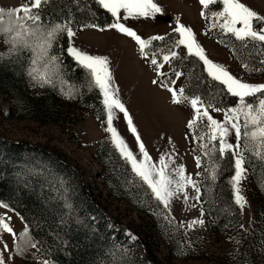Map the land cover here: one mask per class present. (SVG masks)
<instances>
[{
	"label": "snow or ice",
	"instance_id": "obj_1",
	"mask_svg": "<svg viewBox=\"0 0 264 264\" xmlns=\"http://www.w3.org/2000/svg\"><path fill=\"white\" fill-rule=\"evenodd\" d=\"M95 2L112 17L107 28L96 24H86L76 29L73 27V21L68 18H64L62 22H57L54 18L45 19L43 6L47 0H27L26 3L14 9L0 8V40L11 46L10 53L27 49L32 54L30 57L32 67L28 75L40 87L50 85L55 88L54 77L60 84L65 83L64 77L67 75L65 58H71L76 67L84 70L87 88L89 91L97 92L105 113L103 123L104 131L108 134V142L119 157L130 165L135 178H138L142 186H146L145 194L157 202V207L161 208V212L157 215L170 225L177 223L172 214L174 201L183 200L185 204H188L191 200L193 203L189 207H195L196 204L204 203L202 197L206 191L215 190V183L223 167L221 162L225 158L230 160L233 168V174L229 180L232 203L237 206L240 214H243L247 200L242 195L241 184L247 179L249 169L246 165L255 158L262 162L261 166L264 169V84L244 82L232 75L225 66L213 62L198 43L193 30L179 21L173 29L178 34V38L170 48L162 52L146 51L154 41H166V36L154 35L144 39L123 21L139 18L154 19L157 14H162L163 8L154 0H95ZM199 3L205 10H209L210 5L222 4V11L210 10L201 13L206 19L209 15L211 16L212 29L219 27L224 33L234 36L236 40L245 42V46L246 42L251 40L261 42V46L264 47V16L250 9L240 0H199ZM217 21L221 22L217 24ZM84 28H94L98 31L114 29L130 37L139 47L141 56L150 61L158 77L167 76L162 71L165 65L173 68L172 77L167 82L165 79L152 82L171 94L173 104H187L192 109V118L186 127L192 142L196 145L194 162L200 171L195 176L209 182L204 184V191H202L201 181L187 172L186 165L177 163L178 153L174 146L162 152L158 159L154 160L150 155L128 109L119 98V89L114 83L109 58L89 54L75 46L74 37L78 30L82 31ZM65 36V46L61 48L59 43ZM61 52L64 53L63 56L60 55ZM3 55L0 54V58ZM185 56L196 57L203 63L208 77L222 85L226 92L235 98L232 106L221 107L214 95L187 92L184 87L176 85L183 72L176 70L173 61L183 60ZM261 63H264V60ZM37 66L42 67L43 71H40ZM244 67L247 69L248 65L244 64ZM62 94L68 99L74 98L71 91L62 90ZM214 112L220 113L222 119L214 116L212 114ZM117 113L123 114L128 130L135 138L138 154L131 149L115 126L114 121L119 118ZM171 143L169 139V144ZM259 180L264 186V171L261 172ZM52 183L60 197L64 199L65 206L71 209L72 204L65 195L68 192V189L64 187L66 181L59 178L58 183L56 180ZM0 208L14 211L3 202H0ZM222 210L230 211V207ZM204 215L205 212L201 209V216ZM11 220L7 213L0 215V245L3 246L0 250V264H8V261L13 259L12 255L7 258L4 256L5 252L12 251L3 240L4 234L13 237L14 250L18 256L23 257L29 248L36 249L37 252L41 251L27 224L23 232L17 233L12 227ZM178 223L192 230L196 225L203 226L205 221L197 218L190 222ZM240 227L244 226L241 224ZM129 235L130 239H136ZM110 255L113 259L108 264H126L124 257L118 256L114 249L111 250ZM40 264H53V262L43 259Z\"/></svg>",
	"mask_w": 264,
	"mask_h": 264
},
{
	"label": "trees",
	"instance_id": "obj_2",
	"mask_svg": "<svg viewBox=\"0 0 264 264\" xmlns=\"http://www.w3.org/2000/svg\"><path fill=\"white\" fill-rule=\"evenodd\" d=\"M210 10H223L222 4L210 5L209 10L205 12ZM43 13L45 19L54 18L57 22H62L64 18L71 19L76 29L86 24L107 27L112 21L111 15L95 0H47L43 6ZM208 18L206 19V33L226 47L235 61L243 66L247 64L248 68H245L247 74L250 76L264 75V63H261L264 60V47L261 46V42L248 40L245 46V42L236 40L231 34L209 29ZM164 36H166V41H154L146 51L149 53L166 51L178 38V34L174 31ZM65 41L66 36L60 41L59 47L63 48ZM9 53L10 49L6 53L0 52L4 54L0 58V73L4 75H10L12 72H16L17 75L21 73L36 83L28 75L32 67L30 59L32 54L27 49ZM60 55L63 56L64 53L61 52ZM64 65L67 66L65 83L60 84L59 80L54 77L55 88L50 85L42 88L46 95L44 98H48L44 106L53 95L66 98L62 90L71 91L74 98L66 99L87 108L100 121L104 129L105 113L97 92L89 91L87 88L84 70L76 67L71 58H65ZM173 65L177 71L183 72L181 86L187 92L214 95L221 107L233 105L235 98L231 97L222 85L208 77L203 63L198 58L185 56L183 60H174ZM172 72L173 68L170 67L166 73L167 76L159 77V79H165L167 82L172 77ZM187 132L190 150L196 154L194 151L196 145L192 142L188 129ZM96 158L108 178L109 187L123 191L128 199L144 209L152 217L162 235H166L169 231L180 230L181 225L178 223L180 221L176 218L177 223L170 225L157 215L161 212V208L157 207L154 199L145 194L146 186H142V183L131 172L130 165H127L115 152L108 142L106 132L97 142ZM221 163L223 167L215 183V190L206 191L202 197L205 222L212 229L218 225L222 227L223 220L231 215L240 227L243 223V214H240L237 206L232 203V189L229 183L233 168L228 158ZM261 165L262 162L255 158H252L251 163L246 165L249 169L248 180L251 188L254 189L253 193L251 189V194L256 204L258 223L264 219V186L259 180L261 172L264 171ZM59 178L66 181L64 187L68 189V192L65 195L72 204L71 209L65 206L64 199L60 197L52 183L53 180L58 183ZM199 181L204 191V184L209 182L204 181L202 177ZM0 202L14 209L13 212L21 218L24 229L27 224L31 235L41 249L39 254L52 261L53 264H108L113 259L110 255L113 249L118 256L124 257L126 264H137L138 262L139 264H163L145 238L136 234L120 218L107 212L99 196L87 183L81 166L71 161L60 150L36 142L14 139L4 135L1 129ZM226 207H230V211L222 210ZM197 227L201 226L197 225ZM129 234L136 239H130ZM254 237L255 232L252 228L243 232V245L250 244ZM245 247V253L250 255L248 246Z\"/></svg>",
	"mask_w": 264,
	"mask_h": 264
},
{
	"label": "rangeland",
	"instance_id": "obj_3",
	"mask_svg": "<svg viewBox=\"0 0 264 264\" xmlns=\"http://www.w3.org/2000/svg\"><path fill=\"white\" fill-rule=\"evenodd\" d=\"M240 2L264 16V0ZM0 8L11 9L2 4ZM193 13V16H197L196 11ZM208 20L211 25V16ZM220 22L217 21V24ZM209 29L212 28L209 26ZM212 30L223 32L219 27ZM9 49L10 45L1 40L0 52L6 53ZM241 66L245 72L244 82L264 84V75L250 76L245 67ZM37 67L43 71L40 66ZM42 88L21 73H0V129L3 134L60 150L71 161L81 166L87 183L99 196L107 212L120 218L131 230L145 238L163 264H264V219L257 222L256 204L251 194V189L252 193L254 189L250 186L248 176L241 184L242 195L247 200L243 212V228L238 227L237 220L230 215L223 220L222 227L218 225L212 229L205 222L200 228L196 225L194 229L188 230L181 226L176 232L169 231L162 235L144 209L128 199L123 191L109 187L108 178L96 158L99 140H87L91 126L90 111L55 95L44 106L48 98H44L46 95ZM4 213L12 218L14 230L17 233L23 232L24 224L21 218L13 211L0 208V215ZM250 228L255 232V237L250 244L243 245V232ZM3 240L7 242L9 249H12L11 252L4 253L5 258L13 256L8 264H40L41 260L46 259L32 248H29L23 257L18 256L14 250L13 237L4 234ZM246 245L250 255L245 253ZM2 247L0 245V250Z\"/></svg>",
	"mask_w": 264,
	"mask_h": 264
},
{
	"label": "crops",
	"instance_id": "obj_4",
	"mask_svg": "<svg viewBox=\"0 0 264 264\" xmlns=\"http://www.w3.org/2000/svg\"><path fill=\"white\" fill-rule=\"evenodd\" d=\"M27 0H0V4L10 8H17ZM162 8L163 13L149 19H128L123 21L126 26L134 29L142 38L149 39L154 35H166L173 31L177 21L190 27L196 35L197 41L205 49L206 55L215 63L221 64L235 77L245 79L244 68L231 56L229 50L216 38L205 31L206 18L201 15L205 9L199 0H154ZM180 9V10H178ZM196 11L197 16H193ZM107 28V27H105ZM75 46L92 55L107 56L114 83L119 89V98L128 109L133 123L139 132L150 155L158 159L159 155L174 146L178 153L177 163L186 165L187 172L195 174L200 171L194 162V155L190 150L187 123L192 118V109L187 104L172 103L171 94L165 89L153 84L159 79L149 60L144 59L139 47L130 38L118 33L114 29L98 31L94 28H84L77 31L74 37ZM170 70L165 65L163 72ZM182 87V76L176 82ZM114 121L119 133L125 138L134 152H137L135 138L130 133L122 113H117ZM222 119L220 113H212ZM91 121L88 142H97L105 135L100 121L90 115ZM188 137V138H186ZM169 139L171 144H169ZM193 201L185 204L183 200H176L172 204V214L179 221L190 222L202 218V204L189 207ZM204 211V210H203Z\"/></svg>",
	"mask_w": 264,
	"mask_h": 264
}]
</instances>
